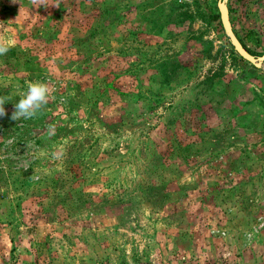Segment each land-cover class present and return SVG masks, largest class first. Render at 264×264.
Listing matches in <instances>:
<instances>
[{
	"label": "rangeland",
	"instance_id": "rangeland-1",
	"mask_svg": "<svg viewBox=\"0 0 264 264\" xmlns=\"http://www.w3.org/2000/svg\"><path fill=\"white\" fill-rule=\"evenodd\" d=\"M216 2L0 0V264H264V69ZM226 5L264 53V0Z\"/></svg>",
	"mask_w": 264,
	"mask_h": 264
},
{
	"label": "clouds",
	"instance_id": "clouds-1",
	"mask_svg": "<svg viewBox=\"0 0 264 264\" xmlns=\"http://www.w3.org/2000/svg\"><path fill=\"white\" fill-rule=\"evenodd\" d=\"M13 2L15 3L16 0H13ZM32 2L37 5V8L40 6L45 7V0H32ZM52 6L59 7V4ZM8 51L9 48L5 44L0 43V56L6 55ZM53 92L54 88L50 83L30 82L22 98L14 104L15 111L12 113L11 119L17 121L20 119L30 120L36 118L48 104ZM5 104L6 98L0 97V117L6 115Z\"/></svg>",
	"mask_w": 264,
	"mask_h": 264
},
{
	"label": "water",
	"instance_id": "water-1",
	"mask_svg": "<svg viewBox=\"0 0 264 264\" xmlns=\"http://www.w3.org/2000/svg\"><path fill=\"white\" fill-rule=\"evenodd\" d=\"M227 0H217L216 10L218 14L219 24L221 29L232 48L233 52L244 62L251 65L255 69H264V53L259 57L250 55L244 47L240 44L237 37L234 35L231 23L229 20V12L227 9Z\"/></svg>",
	"mask_w": 264,
	"mask_h": 264
},
{
	"label": "trees",
	"instance_id": "trees-1",
	"mask_svg": "<svg viewBox=\"0 0 264 264\" xmlns=\"http://www.w3.org/2000/svg\"><path fill=\"white\" fill-rule=\"evenodd\" d=\"M210 18L213 20V21H218V14H217V12L216 13H214L213 15H211L210 16ZM218 23V22H217ZM234 33V35L237 37V39H238V41L240 42V44L244 47V49L250 54V55H252V56H254V57H259V56H261L262 54H258V55H256L255 53H253L252 51H250L247 47H246V45H245V43L243 42V40L242 39H240L238 36H237V34L235 33V32H233ZM246 41L247 42H251L252 41V39H251V37H246ZM231 50H232V48H231ZM232 53H233V50H232ZM238 61L239 62H242V63H244V64H246L247 66H249L250 68H253L251 65H249V64H247V63H245L243 60H241L239 57H238ZM257 71H260L259 69H256Z\"/></svg>",
	"mask_w": 264,
	"mask_h": 264
}]
</instances>
